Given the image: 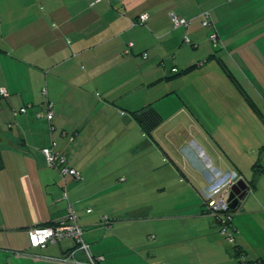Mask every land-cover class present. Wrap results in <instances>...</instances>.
Returning <instances> with one entry per match:
<instances>
[{
	"label": "crops",
	"instance_id": "0c3cea01",
	"mask_svg": "<svg viewBox=\"0 0 264 264\" xmlns=\"http://www.w3.org/2000/svg\"><path fill=\"white\" fill-rule=\"evenodd\" d=\"M0 87V264H76L59 258L73 238L29 241L69 204L102 264H264V0H0ZM146 105L151 133L133 113ZM52 139L81 179L48 164ZM125 142L132 166L110 151ZM234 172L230 243L203 191Z\"/></svg>",
	"mask_w": 264,
	"mask_h": 264
},
{
	"label": "built area",
	"instance_id": "2783aa9c",
	"mask_svg": "<svg viewBox=\"0 0 264 264\" xmlns=\"http://www.w3.org/2000/svg\"><path fill=\"white\" fill-rule=\"evenodd\" d=\"M98 1L100 0H89V3L94 4ZM148 17L149 14L145 12L139 16L138 21L140 23H144ZM171 17L174 26H187L190 23L188 18L177 14L174 11H171ZM203 24L209 28L208 37L212 45L217 46L219 44V34L209 11L203 12ZM185 40L189 42L190 38L186 35ZM130 51L131 48L128 46L126 52ZM146 55L147 53H145V56ZM7 94L6 88L0 87V98L6 96ZM19 111H27V106H22ZM45 116L50 122L54 118L53 103L51 101L46 102ZM51 128H53L52 125ZM62 133L65 134L66 132L63 131ZM42 151L48 164L56 166L62 176H73L77 179L82 178L81 173L69 164L66 154L62 153L56 148V142L54 140H52L49 145L44 146ZM240 178H242V175L234 172L231 174L229 180L224 186H216L203 191L207 207L211 210V212L216 217V220L220 223V231L230 243L235 242L236 228L232 222L234 212L231 210L227 198L232 185ZM88 211H90V209H88ZM83 234L84 228L78 221V215L74 209V206L73 204H69L68 213L64 219L54 224L36 225L29 228V241L33 247L45 248L49 242H56L63 238L70 237L75 240L76 246L68 253L60 256L59 258L61 260L67 262L72 261L76 264H102L101 260L103 259V256L93 253L90 244L86 242ZM77 252H83L85 258H77Z\"/></svg>",
	"mask_w": 264,
	"mask_h": 264
},
{
	"label": "trees",
	"instance_id": "16d2710c",
	"mask_svg": "<svg viewBox=\"0 0 264 264\" xmlns=\"http://www.w3.org/2000/svg\"><path fill=\"white\" fill-rule=\"evenodd\" d=\"M195 66L196 65L194 64V65L188 67L186 69V71L189 70V69L194 68ZM133 113L136 116V118L140 121L142 127L144 128V130L147 133H151V131L156 127V125H158L162 121V116L151 105L143 106L140 109L133 111ZM52 140H54L56 142V148H57V141L55 139H52ZM62 153H64V152H62Z\"/></svg>",
	"mask_w": 264,
	"mask_h": 264
},
{
	"label": "rangeland",
	"instance_id": "374dc122",
	"mask_svg": "<svg viewBox=\"0 0 264 264\" xmlns=\"http://www.w3.org/2000/svg\"><path fill=\"white\" fill-rule=\"evenodd\" d=\"M195 65H198V63H196ZM222 68L224 69V71H225V67H224V65H222ZM235 73V72H234ZM230 74V73H229ZM228 74V75H229ZM234 75H236V73L235 74H233V76ZM231 76V75H230ZM232 78V77H231ZM228 79V78H227ZM223 81H225L226 82V79H222ZM236 83V84H235ZM225 84V83H224ZM237 82L235 81V80H233V78L231 79V81H229V79H228V81L226 82V84H225V86H224V89L226 90H229L230 88L231 89H233V90H235V86L237 87ZM237 93H239L240 94V96L242 95L240 92H239V90L237 89ZM237 98H240L239 97V95H237ZM159 105V104H158ZM153 106V105H152ZM154 108H156L157 107V105H156V107H155V105L153 106ZM110 145H112V144H110ZM133 146V144L132 143H129V142H125V143H120V144H113L112 146H110V151H119V152H121V153H123V154H125V158L122 160V161H125V162H127V163H129V165L130 166H132V163L134 162V161H136V160H133V159H128L129 158V156L130 155H133L132 153H131V150H132V147ZM122 154V155H123ZM111 162V161H110ZM125 167V166H124ZM126 194H129L130 195V193H126Z\"/></svg>",
	"mask_w": 264,
	"mask_h": 264
},
{
	"label": "water",
	"instance_id": "95a60500",
	"mask_svg": "<svg viewBox=\"0 0 264 264\" xmlns=\"http://www.w3.org/2000/svg\"><path fill=\"white\" fill-rule=\"evenodd\" d=\"M1 137V136H0ZM247 193V183L243 179L237 180L231 187L230 193L228 195V202L231 209H235L240 200Z\"/></svg>",
	"mask_w": 264,
	"mask_h": 264
}]
</instances>
